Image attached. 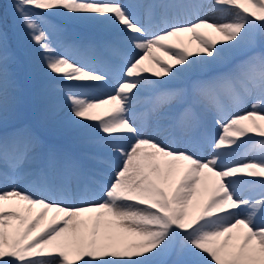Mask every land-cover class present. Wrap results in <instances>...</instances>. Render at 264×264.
<instances>
[{"label": "snow or ice", "instance_id": "6c2138e0", "mask_svg": "<svg viewBox=\"0 0 264 264\" xmlns=\"http://www.w3.org/2000/svg\"><path fill=\"white\" fill-rule=\"evenodd\" d=\"M204 7L15 0L36 47L22 58L0 26V264H169L173 255L171 264H264V0H212L219 18L201 16ZM175 9L196 18L167 23ZM88 18L110 38L71 31ZM160 18L166 27L153 31ZM182 33L198 41L195 52L170 43ZM20 63L43 78L33 120L9 131L20 116ZM113 79L111 92L95 94ZM175 80L182 86L169 87ZM147 87L161 89L156 105L137 115ZM208 117L220 128L214 139L201 131ZM49 129L73 147L49 143Z\"/></svg>", "mask_w": 264, "mask_h": 264}, {"label": "rangeland", "instance_id": "374dc122", "mask_svg": "<svg viewBox=\"0 0 264 264\" xmlns=\"http://www.w3.org/2000/svg\"><path fill=\"white\" fill-rule=\"evenodd\" d=\"M185 1L189 2V0H184V2H183V0H164V2L175 3V4L185 3ZM136 2L147 5V4H150V3H159L160 0H149V1L136 0ZM204 4H205V7L200 12L201 16H205V15L208 16L210 14H216V18H219L221 16V13L214 12V11H212L210 9V5L212 4V0H205ZM8 6H9V3H8L7 0H0V26H2L3 29L8 33L9 39H10V43L12 44V47L18 53V52H20L22 50V48L17 43L18 33L16 31V25L13 23V20H12V14H11L10 9H9L10 7L8 8ZM137 11H138V14H142V12H143L142 11V7L139 8ZM177 12L180 13L178 17L176 16ZM177 18L179 20L186 21V20H194L196 17H195V15H193V16H191L189 18H186V17H183L180 9L170 10L169 18L167 20V23H172L173 20L177 19ZM141 19L142 20L145 19V14L141 17ZM160 19H163V18H160ZM160 19H157L156 22H155V20L153 21V24H154L153 31H157L159 29H162V28L166 27V22H165L164 19L160 21L161 22V26H160V24H159V20ZM228 19H231V16H228ZM205 32L210 34V35H212L214 38H218L219 37V34L212 32V30H210V29H206ZM77 36H79L81 38H84V37H89L90 38L92 36L91 38L102 39V38H106L107 36L110 37V33H107V34L104 35V34H99L96 31L94 33V35L83 34V36H80V34L78 33ZM173 39H176L175 43H181L182 42L183 46L188 47L193 52H195V49L198 47V41L191 40L189 33H182V34H180L179 38L173 37ZM126 50L130 51V49H126ZM155 51H156V49H155ZM158 55L161 56L167 62H170V63H173V64L175 63V61L173 59L175 53H169V51L167 49H161V51L158 53ZM201 55H204V54H201ZM146 62H147L146 63V66H147L148 62H150V61L146 60ZM16 66L20 68L18 70L17 74H18V82H19V86H20L19 87L18 96H19V101H20L21 117L26 122L28 120V118L30 117L29 110H28V107H27V101H28V97H29L30 92H32V90H33L34 84L32 82H30L29 84L26 85V83L24 81H21V79L23 77V73L20 70L23 68V66L21 65V63L17 64ZM161 67H162V65H157V66H154L153 69L159 70ZM176 67H180V66L176 65ZM101 68H103V64H101ZM113 70L115 71V69H113ZM146 75H149L152 80H157V81L167 80V77L157 78L155 76H152L151 73H148ZM116 84H117V80L113 79V80L110 81V83L108 85H103V86H100L99 88H97L96 91H95V94L103 95V94H105L107 92H111L113 87ZM168 86L169 87H180V86H182V81L175 80V81H173V83L171 85H168ZM160 90L161 89L147 87L141 92L140 101H139L138 104L144 102L147 99L151 100V103H148L147 105L145 104L140 111H136L137 115L141 114V116H142L145 112H147V111H149V110L154 108V106L156 105V97H157V94H158V92ZM133 91L135 92L136 90L134 89ZM251 103H252V101L250 100L248 102V104H246L244 106V110H251ZM168 115H169L170 118H174V119L178 120L179 108H173L168 113ZM206 120H208L210 122H213V120H211L210 117H208ZM201 131L204 132L209 137V139H213V135H214L215 131L211 132L212 130L206 128V126H205V128H202ZM165 135L167 136V134H165ZM259 139H260L259 137H256V140H259ZM56 146H59V147H62V148H68V149L71 148L70 146H66V145H64L63 143H60V142L57 143ZM233 147H235V146H233ZM244 147H248V145H245ZM211 154H212L211 147L208 146V145H205V148L201 152V155L207 157V156H209ZM244 156L239 157V158H243ZM248 158H251V156L248 155ZM230 159H232V158H230ZM235 159H237V158H235ZM248 195H251V193L245 192V196H248ZM257 198H259V197H257ZM166 259L169 261V264H171V261L175 259V256L173 255L171 257H167Z\"/></svg>", "mask_w": 264, "mask_h": 264}, {"label": "bare ground", "instance_id": "6f19581e", "mask_svg": "<svg viewBox=\"0 0 264 264\" xmlns=\"http://www.w3.org/2000/svg\"><path fill=\"white\" fill-rule=\"evenodd\" d=\"M9 3L8 8L10 9V12L12 14V20L13 23L16 25V31L18 33V38H17V43L21 46L22 50L20 52H18L17 54L19 56H21L22 58L25 56L26 51L29 48H35V45H31L30 42L27 40V35H26V31L24 29H22L19 25V20L16 17L15 13H14V9H13V3L15 2V0H7ZM149 1V0H146ZM205 0H201L202 3H204ZM184 2V0H183ZM185 3H187V1H185ZM142 14H139L140 17H142L145 14V9L142 7ZM181 13L183 15V17L189 18L193 15H187L183 10H181ZM208 17L212 18V17H216V14H210L208 15ZM50 20H52V22H56V23H60L62 22L63 18L62 17H50ZM156 21V20H155ZM160 26H161V22H159ZM76 29H74V28ZM206 29H202V31H205ZM71 31L77 35L78 33L80 34V36H83V34H89V35H94V33L97 31L99 34H107L109 32L104 30V26L101 25L100 23H98L97 21L93 20V19H83L80 21L75 22L72 26H71ZM92 37V36H91ZM90 37V38H91ZM84 38H89V37H84ZM110 38L109 36H107L106 38H102V39H108ZM176 39L170 38V43H175ZM161 51V48H157L156 49V53L158 54ZM150 62H148L149 67L154 68V66H157L156 63L154 61L149 60ZM146 61H145V65H146ZM21 65L23 66V68L20 70L23 73V77L21 79V81H24L27 84H29L30 82H32L34 84L33 90L32 92H30L29 97H28V101H27V107L29 110V115L30 117L28 118L27 121H32L33 117H34V110L37 107L38 104V100L36 97V92L38 90V87L42 81V73L40 72L39 69H35L33 70V72L31 74H29L26 71V66L21 63ZM99 67H101V64H98ZM16 68V71L18 72V70L20 69L19 67H17L16 65L14 66ZM148 103H151V100H145L144 102L137 104L135 106V111H140L142 109V107ZM141 115V114H138ZM26 121V122H27ZM25 121L22 119L21 117V111H20V116L18 120H10L9 124H8V130L11 131L13 126H18L21 123H24ZM205 126L208 129H211V132H214L213 135V139L218 137L219 133H220V128L218 125L215 124V122H210L208 120L205 121ZM204 126V128H205ZM45 137L48 140L49 143L57 145V143H63L66 146H70L71 148L73 147L72 145V141H71V137L70 135H68L67 133H62L58 130H53V129H49V130H45ZM182 143V142H181ZM70 148V149H71ZM247 148L248 147H242L241 149H239V157H242L246 154L247 152ZM254 155V153L249 154ZM237 156L231 157L232 159L235 158H239ZM11 183V182H9ZM7 185H3L0 187H6ZM21 186L23 187V184H21ZM39 211V207H36L33 209L31 215H35L37 212ZM53 219V212H49L48 216L45 217V219L41 222L40 227H43L45 224L49 223L50 221H52Z\"/></svg>", "mask_w": 264, "mask_h": 264}]
</instances>
